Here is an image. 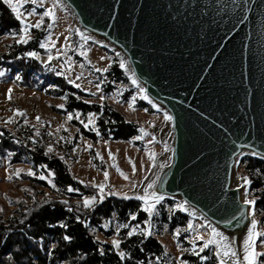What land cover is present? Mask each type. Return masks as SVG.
<instances>
[{"label": "water", "instance_id": "1", "mask_svg": "<svg viewBox=\"0 0 264 264\" xmlns=\"http://www.w3.org/2000/svg\"><path fill=\"white\" fill-rule=\"evenodd\" d=\"M66 3L88 43L126 60L160 111L144 103L173 117L159 135L171 151L157 162L170 166L152 168L139 194L158 173L163 202L187 201L206 219L184 216L211 221L239 249L253 218L241 163L264 162V0Z\"/></svg>", "mask_w": 264, "mask_h": 264}, {"label": "rangeland", "instance_id": "2", "mask_svg": "<svg viewBox=\"0 0 264 264\" xmlns=\"http://www.w3.org/2000/svg\"><path fill=\"white\" fill-rule=\"evenodd\" d=\"M2 1L4 2V0ZM6 5L11 9L8 4ZM32 7L34 6L27 4L23 7H20V11L23 12L25 9L30 10ZM47 7H51V0H46L45 8ZM37 11L38 13H42L44 9L40 8L37 9ZM55 14L57 23L51 30L52 39L56 45V47L52 49L51 53L53 59L50 63H48V67H45V62L48 59L49 53L43 49L45 54H39L40 59L38 61L45 69L56 68V70L59 71L60 65L70 58L72 64L71 71H68V66L65 65V72L69 79H75V76L78 73L84 72L85 77H83L80 81H77V83H80L84 89L96 91L95 84L100 82L97 77H100V79L105 81L101 85L100 93H98L96 96H92L88 92L81 91L80 89H77L73 86L78 92L84 95L83 97L78 96L80 97V100L83 102L85 100L91 101V103L87 104L100 107V111L96 113L94 128H92V130L85 129L80 123V120H84V122L87 123V117L90 113L78 111L72 112V114L80 113V119L78 120L73 118L70 121L67 120V115L70 113L67 110L68 99H61V97L58 98L45 94L34 87H23L12 82H4L1 80V78L0 128L14 131L16 134H22L25 137L27 132H30L32 134L31 142L33 140L36 141V143L32 142V144L36 146H43L47 152L48 147L51 146L54 151L52 153L48 152V154L63 157V160L69 166V169L74 177L79 182L84 181L83 185L96 189L91 186V183L99 184L104 182V171H107L109 173V178L107 181V187L105 189L106 191H108L110 188L116 192H121V190L123 192H128L131 181L139 183L141 188L143 182L145 181V176L148 177L152 170V167L150 166L151 161H149L146 151L149 153L154 152L156 154L157 162L165 155V150L160 143L159 135L160 132L165 128L166 121H164L163 115L161 113L155 111L149 106L147 107L151 110L144 108L142 105L144 100L139 96L137 97L135 104L132 106L134 110L129 108L131 98L133 95H136L137 89L132 86L130 82L129 84L125 82H113L108 78V74L115 63L117 62L119 64V61L114 54L91 43H87L85 45V48L89 49V51H87L86 57L81 56L78 51L74 52L65 47L67 44L74 49L77 48L81 43L80 36L76 31L78 29L73 19L59 7L55 9ZM34 21L35 18H33V22ZM48 23H50V21L48 18H45V28ZM34 29L35 28L31 30V38L32 31ZM47 32L49 35V31ZM13 43H16V40L13 39L11 35L0 39V52H6L9 46ZM62 47H65L67 55L61 56L59 59H57L56 50ZM102 56L107 57V59L101 60L100 58ZM80 64H84L85 67L81 69L79 67ZM109 65L111 66L109 67ZM105 67H108L107 73L101 74L94 71L95 68ZM60 77L64 78V76ZM89 80L92 81V84L88 83ZM65 81L68 83L67 79H65ZM9 89H12L11 100L8 99ZM121 91L122 95L119 94ZM101 95L105 97L104 100H101ZM117 101H119V103H117ZM60 105H63V108L58 107ZM105 105L112 106L126 119V121L134 123L139 126V128H143L146 132L153 134L155 136V142L148 143V141L152 139V136H145L142 140L134 138L130 142H114L104 140V138L101 137V130L103 125L106 123V112L104 108ZM17 109L26 113V116H15L14 122L6 125L4 120L13 117L14 111ZM38 116L41 117V121L39 123L36 121V117ZM25 119L28 121V124L24 123ZM32 125H35V127H32ZM81 128H84L91 134H95L98 137V140L94 142L85 138L81 133ZM57 129H59V131H57ZM65 129H67V131H65ZM77 129H79V131H77ZM37 130L40 133L39 136H35V132ZM97 132H99V135H97ZM49 133H52L53 135H49ZM61 136L66 138L70 137V139L57 142ZM87 145H92V148L88 149ZM109 150L114 155L115 160H111L109 158ZM97 152L103 156V161H101L99 158H95ZM129 157L135 162L136 165L135 176L132 175V165L129 163ZM113 164L118 165L119 169L123 173L127 174L130 179L125 180L117 171L116 167L112 166ZM29 169L34 171L32 165L11 166L9 158L2 159L0 165V215L8 217L13 211L16 210L17 205L26 201H30V198L36 195H38L39 199L48 198L59 200L61 202H69L71 199H77L76 197H72V195L80 194L77 192H72L69 193L70 196H67L61 192L58 187H52L51 184L47 182V180L39 179L38 175L40 171H36L37 177L27 175ZM16 170H20V178L13 176L12 179L9 180L7 178L9 174L14 173ZM239 173L240 175L248 176L247 173H245L243 166L240 167ZM140 188L137 189L138 193ZM263 191L264 189L259 192L257 197H254L253 194H251L250 198H255L257 202L261 199L260 195L264 193ZM84 197L87 196L80 197L81 202ZM108 197L121 198L119 195ZM98 204L100 203H97L95 206ZM175 204L177 203L163 202L162 204L158 205L160 215L158 217L153 216L152 218L155 229L154 235L151 237L156 238L161 243L165 251V257L160 258L159 264H178V258L186 261V257H193L195 259L197 258L198 261H200L198 257L192 255L191 253L181 251V248L191 247L189 242L191 235L188 232L182 231L181 235L177 238L174 236L175 231H170L168 224L164 222L163 214L166 213L169 216L165 205L172 207ZM255 217L258 222V231H264V212H262V214H258L256 212ZM192 221L194 224H200L198 221ZM116 224H118L116 220L112 221L111 224L105 222L103 224V230L101 233L98 232L97 229H93L92 233L100 243L103 242V245L112 246L111 241L113 239H122L121 230L124 229L121 228L119 230V236H117L115 227ZM105 225H107V227ZM143 226L144 224L141 225V227ZM204 231L205 229H200L201 233ZM107 233H112V236L108 237ZM259 239H264V236L260 237ZM177 240L179 241V246ZM200 243H202V241ZM257 251H264V249H260L259 242ZM202 255L209 256V260L204 262V264H210L211 252L206 250ZM260 260L264 261V256L260 257ZM200 263L202 264L201 261ZM151 264H157V260L153 261ZM187 264L190 263L187 261Z\"/></svg>", "mask_w": 264, "mask_h": 264}, {"label": "trees", "instance_id": "3", "mask_svg": "<svg viewBox=\"0 0 264 264\" xmlns=\"http://www.w3.org/2000/svg\"><path fill=\"white\" fill-rule=\"evenodd\" d=\"M20 28L21 24L12 10L0 0V39L10 36L12 31L18 32ZM47 36V31L34 29L28 43H13L6 52H0V70L6 72L4 77H0L1 80L23 87H34L58 98L66 96L67 110L70 113H98L100 107L77 99V96L84 95L69 85L64 78L50 69H45L37 59L25 58L27 52L45 54L39 44ZM17 75L21 76L20 81L15 80ZM108 78L113 82H130L117 62ZM142 105L151 110L145 103ZM104 108L106 123L101 130L104 140L130 142L139 135V126L126 121L112 106L105 105ZM0 132L4 134L0 137V165L3 158H9L11 166L32 165L35 172L42 171V166L46 165L55 174L53 182L61 192L70 196L67 188L72 187L78 189L77 193L81 194L72 195L77 199H71L67 204L55 199H39L36 195L31 197L30 201L17 205L16 210L8 217L0 215V238L7 242L0 246V261L3 264H16V254L21 251L25 254L20 258V264H151L157 257H165L164 248L156 238L143 240L139 235L129 238V229H122L120 249L126 253L127 258L121 261L112 246L100 243L92 230L97 229L101 233L103 224L114 220L118 224L142 225L148 215L140 210L141 202L107 197L94 208L85 209L80 197L94 196L97 190L81 184L61 157L48 154L43 146L33 145L30 132H27L26 137L3 128H0ZM81 133L91 141L98 140L95 134L87 132L84 128H81ZM241 166L251 181L250 195L257 197L264 189V162L247 158L242 161ZM44 174L47 175L46 172ZM260 196L261 199L255 204L258 214L264 212V193ZM69 207L72 211H68ZM133 213L137 214V219L130 221V214ZM163 218L172 232L177 228L186 227L190 220L180 211L171 219L164 213ZM61 223L66 224L67 228H61ZM65 235L71 237L70 242L63 239ZM107 236L111 237L112 233H107ZM98 249H103L104 254L101 255ZM185 260L190 264H201L197 258L186 257ZM210 264H217L212 253Z\"/></svg>", "mask_w": 264, "mask_h": 264}, {"label": "snow or ice", "instance_id": "4", "mask_svg": "<svg viewBox=\"0 0 264 264\" xmlns=\"http://www.w3.org/2000/svg\"><path fill=\"white\" fill-rule=\"evenodd\" d=\"M4 3L8 4L11 9L12 12L15 15V18L20 22L21 24V28L20 30L17 31H12L10 33V35L12 36L13 39L16 40V43L18 44H26L28 43V41L31 39V30L33 28L35 29H44L49 31V35L47 37H45V39L43 41L40 42L39 47L41 49H44L46 52L49 53L48 55V59L45 62V67H48V63L51 62V60L53 59V56L51 55L52 53V49L56 47L55 43L53 42L52 39V35H51V30L54 28L55 24L57 23L56 20V14H55V9L57 7H61L64 9H67V3L66 0H51V7H47L45 8V4H46V0H4ZM27 4H31L34 7H32L30 10L29 9H25V11L21 12L20 11V7H23L24 5ZM19 5V7H18ZM43 8L44 11L42 13H38L37 9ZM33 18H35V21L33 22ZM45 18H48V20L50 21V23H48L46 25L45 28ZM77 32H79V30H76ZM80 35V40L81 43L78 45L77 48H71L70 45H65V47H67L68 49H70L71 51H78L79 54L81 56H85L87 55V51H89V49L85 48V45L88 43V41L91 39V37L85 35L83 32H79ZM67 41V38H66ZM65 47L59 48L57 49V56L56 58L59 59L61 56H66L67 52L65 51ZM117 55L119 56L120 54L117 53ZM25 58H34L39 60L40 56L37 52L32 51V52H27L25 53ZM101 60L107 59V57H101ZM90 63V61H89ZM65 65L68 66V71H71V59L69 58L67 61H65L63 64L60 65V70L57 71L56 68H51V71H54L56 73V75L58 76H64L65 79L68 80V83L71 84L72 86H74L77 89H80L81 91H86L88 92L90 95L92 96H96L98 93H100L101 91V85L105 82L104 80L100 79V77H97L98 80H100L99 83L95 84V88L96 91H91L90 89H84L82 88L80 83H77V81H80L83 77H85V73L84 72H80L75 76V79H69L68 75L65 72ZM111 65H109L110 67ZM79 67L81 69H83L85 67L84 64H80ZM119 67L121 69H123L125 71V73L129 76L130 81H131V85L134 86L137 89V93L136 95H133L131 98V101L129 103V108L134 110V108L132 107L135 102L137 97L139 96L142 99H145L148 101L149 104H152L154 108H156L157 111H160V109L154 104V102L146 95V89L145 87L138 81V78L136 77V73L135 70L132 69L131 67L128 66L127 61L124 60L122 57L119 60ZM95 72L104 74L108 72V67L105 68H95L94 69ZM6 75L5 70H0V77H4ZM16 81H20L21 80V76L17 75L15 77ZM89 84H92V81L89 80L88 81ZM11 92L12 89L8 90V99L11 100ZM122 95V91L119 93ZM77 99H80V97H76ZM61 99H67L66 96L61 97ZM105 97L101 95V100H104ZM84 103H91V101L85 100ZM117 103H119V101H117ZM60 108H63V105L58 106ZM15 116H26V113L21 112L20 110H15L14 111V116L4 120V123L10 124L13 123L15 120ZM73 118L76 119H80V113H76V114H72L69 113L67 115V120H72ZM96 118V113H90L87 117V123L84 122V120H80V123L84 126L85 129L88 130H92V128H94V120ZM163 118L164 121L166 122H171L173 121V117L171 115H169L167 112H164L163 114ZM36 121L37 123H39L41 121V117H36ZM25 124H28V121L25 119L24 120ZM91 126V127H90ZM32 127H35V125H32ZM57 131H59V129H57ZM65 131H67V129H65ZM77 131H79V129H77ZM140 135L138 137H136L135 139H139L142 140L145 136H152V139L148 141V143H153L155 142V136L153 134H150L148 132H146L143 128L138 129ZM4 134L3 132H0V137H2ZM40 133L37 130L35 132V136H39ZM49 135H53L52 133H49ZM97 135H99V132H97ZM70 139V137L66 138V137H59V141H66ZM33 143H36L35 140L32 141ZM17 143H19V141H17ZM88 149L92 148V145H87ZM75 150V149H74ZM165 151H171V149L166 145L165 146ZM54 151V149L49 146L48 147V152L52 153ZM9 155H12V153H9ZM146 155H148V159L149 161H151V167L152 168H165L170 166L167 163H162V164H158L157 163V158H156V154L154 152H147L146 151ZM253 155H256L255 153H253ZM95 158H99L101 161H103V156L97 152L96 153V157ZM109 158L111 160H115L114 155L111 153V151L109 150ZM61 159H63V157H61ZM129 163L132 165V175L135 176L136 175V165L135 162L129 157ZM113 167H116L117 171L120 173V175L125 179V180H129V176L125 173H123L118 165L113 164ZM143 167V165H142ZM42 171H40L38 178L41 180H47V182L49 184H51L52 187H55V184L53 183L54 180V176L55 174L47 168L46 165L42 166ZM47 173V175H45L44 173ZM27 175L33 176V177H37V172L32 171L31 169H29V171L27 172ZM15 176L16 178H20V170H16L14 173L9 174V176L7 177L9 180L12 179V177ZM104 177H105V181L101 182L99 184L96 183H91V186L96 188L97 192L96 195L91 196V197H84L82 200V204L84 208H89L92 209L94 208V206L97 203H103L105 198L108 196H116L119 195L121 196L122 199H126V200H131V199H135V200H139L141 201V211L146 212L148 215V219L145 220L143 222L144 226L141 227L140 224H135V225H130V223H125V224H116V235L119 236V230L121 228L124 229H129L128 231V237L131 238L133 235H139L140 237L143 238V240L148 239L149 237L154 235V229H155V225L152 222V218L153 216H159L160 215V210L158 208V205L162 204L163 201L166 199V197L163 194H160L157 192L156 190V184L158 181H160V176L158 173L154 174V178L151 182L145 184L143 186V193L139 194L137 192V189L140 188V184L135 182V181H131L130 182V186H129V191L128 192H123L121 190V192H116L111 190L110 188L108 189V191H106V187H107V181L109 178V173L107 171H104ZM148 177L145 176V180H147ZM244 183L241 184L239 186V188H244L245 192H244V206H251L249 207L248 210V215H250L251 217H253L251 219V225L250 228L246 234L245 239L243 240L241 246L239 249H237L234 241H232L229 237L225 236L222 232L218 231L216 227L212 226L211 221H209L208 223H203L201 222L200 224H194L192 220H190L187 224V226L184 229H176L174 232V236L175 237H179L181 235V232H188L191 235V239H190V244L191 247L190 248H181L182 252H187V253H191L192 255L198 257L200 259V261L202 262V264H204V262L209 260V256H205L202 255L206 250H211V253L213 256L216 257L217 260V264H264V261L260 260V257L264 256V251H257V240L264 236V231H258L257 230V225L258 222L257 220L254 218L255 213L253 211L255 204H256V199L252 198L249 199V191L248 189L250 188L251 185V181L248 179V177H242L241 178ZM81 184L84 183V181H80ZM239 188L237 190H239ZM67 191L69 193L72 192H78V189H74L72 187H68ZM62 203L67 204V201H63ZM79 203L77 205V207L79 208ZM165 207L167 208L168 214H169V219L172 218V216L175 215V213L177 211H188L189 216H192L194 219H200L201 221L205 220V217H198L196 215V212L190 210V206H188V202L187 201H181L177 204H175L172 207H168L167 205H165ZM68 211H72V208L69 207ZM114 215V214H113ZM245 215V213H241V218ZM130 221H135L137 219V214L133 213L130 214L129 217ZM237 222H239L237 220ZM86 223V221H85ZM109 224L112 223V221L108 222ZM61 228H67L66 224L61 223L59 225ZM107 227V225H105ZM166 227V226H165ZM203 228L205 229V231L203 233L200 232V229ZM207 237V238H205ZM63 239L65 241H71V237L65 235L63 237ZM142 240V242H143ZM202 241V243H200ZM6 240H3L2 238H0V246H2L3 244H6ZM103 243V242H102ZM178 246H179V241L177 240ZM112 244V248L113 250L117 251L119 259L121 261H124L127 258V255L125 252L121 251V240L119 239H113L111 241ZM199 244V246H198ZM259 247L260 249H264V239H259ZM98 251H100L101 255L104 254L103 249H98ZM25 253L23 251L19 252L16 254V264H20V258L24 255ZM5 255H7V253H5ZM159 260L160 257H157V264H159ZM0 264H3L2 261H0ZM178 264H187V261L182 260L181 258H178Z\"/></svg>", "mask_w": 264, "mask_h": 264}]
</instances>
